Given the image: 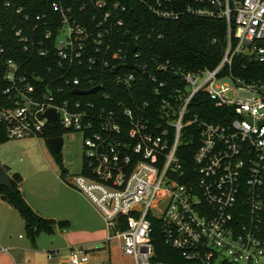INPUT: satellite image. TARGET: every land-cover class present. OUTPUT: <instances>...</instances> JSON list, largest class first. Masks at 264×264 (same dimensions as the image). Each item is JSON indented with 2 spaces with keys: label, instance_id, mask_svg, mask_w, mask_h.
<instances>
[{
  "label": "built area",
  "instance_id": "obj_1",
  "mask_svg": "<svg viewBox=\"0 0 264 264\" xmlns=\"http://www.w3.org/2000/svg\"><path fill=\"white\" fill-rule=\"evenodd\" d=\"M32 1L0 0V35L5 25L10 31L9 44L0 45L6 137H39L48 108L56 110V127L80 131L81 169L64 180L102 217L105 242L116 240L133 264H172L153 260L154 220L164 243L190 264H264V79L242 75L250 63L264 64V0L187 5L194 15L225 19L221 59L188 70L157 55L151 72L137 63L138 46V70L122 67L126 43L117 44L114 33L125 6L118 1L53 0L54 19L34 13ZM142 3L159 18L178 17L164 0ZM142 77L153 102L124 104L120 112L97 104L98 95L109 99L107 83L131 91ZM198 95L225 110L224 121L189 116ZM195 140L189 156L180 146ZM58 256V249L47 252ZM85 260L81 248L68 247L66 264Z\"/></svg>",
  "mask_w": 264,
  "mask_h": 264
},
{
  "label": "trees",
  "instance_id": "obj_2",
  "mask_svg": "<svg viewBox=\"0 0 264 264\" xmlns=\"http://www.w3.org/2000/svg\"><path fill=\"white\" fill-rule=\"evenodd\" d=\"M52 1L33 0L34 13H44L51 17V19H54L55 14L50 8ZM105 1L107 4L118 1L121 5L125 6V11L119 12V16L123 19V26L118 27L114 33L115 40L117 44H122L123 34L129 32L132 38L135 39L140 53L137 63L141 68V65L146 63L147 67L145 70L149 72L155 69L152 58L157 55L163 61L169 60L171 66H181L185 69L193 70L204 66L214 67L225 51L227 45V25L225 19L221 17H202L187 12L185 9L187 5H197L195 0H170V2L164 0L168 8L178 12L177 18H159L155 16L149 11L147 5L142 3V0ZM89 13H84L81 17L83 22L90 20L91 13ZM7 26L5 25V31L0 35V45L7 46L9 44L7 37L10 35V31L6 30ZM231 41L233 45L236 42L233 36ZM235 59V63L240 61L238 56ZM233 68L236 71V65ZM247 70L242 71L244 72L242 75L250 78L264 79V64L250 63L247 66ZM249 71L253 74H247ZM107 73H110V71L107 70ZM152 87V84L144 77H142L139 84H135L131 91L114 88L110 83H107L103 88L109 94V99L101 100L99 95L97 98L94 97V99L96 98L99 106L105 105L120 112L124 104L131 106L135 103L141 104L145 99L153 102L156 95ZM118 102L121 103L120 107L116 106ZM222 111L225 113V110L214 107L206 97L198 95L191 104L189 116L196 114L199 117L208 119V121H224L220 114ZM68 131L70 130H63L59 126L52 129L46 125L44 132L38 137L44 140L52 156L59 164L61 163L60 150L59 152H54L49 146V140L52 137L62 136ZM6 139L7 137L3 129L0 128V142ZM196 144V140L192 144H185L184 141V144L180 147L185 149L187 155L190 156L196 148ZM9 178L11 189L0 186V198L6 200L17 210L29 234L35 236L40 231L49 234L56 223L61 227L67 226V221L55 222L53 219L43 218L34 212L25 201L23 193L20 190V178L18 175L14 174ZM151 237L155 253L154 261H168L172 264H190L189 261L180 257L175 250L164 243L156 220L153 221Z\"/></svg>",
  "mask_w": 264,
  "mask_h": 264
},
{
  "label": "crops",
  "instance_id": "obj_3",
  "mask_svg": "<svg viewBox=\"0 0 264 264\" xmlns=\"http://www.w3.org/2000/svg\"><path fill=\"white\" fill-rule=\"evenodd\" d=\"M54 174L56 194L47 197L40 193L41 189L31 192L23 189L22 193L38 215L55 222L67 221V226L61 227L56 223L51 234L40 231L33 236L17 210L0 198V264H66L68 247L95 245L94 248H99L101 244L105 245L104 221L97 210L82 193L65 183L57 172ZM72 221H77L79 225L76 226L77 232L68 228ZM54 247L59 250V256L49 259L47 252Z\"/></svg>",
  "mask_w": 264,
  "mask_h": 264
},
{
  "label": "rangeland",
  "instance_id": "obj_4",
  "mask_svg": "<svg viewBox=\"0 0 264 264\" xmlns=\"http://www.w3.org/2000/svg\"><path fill=\"white\" fill-rule=\"evenodd\" d=\"M62 138L60 164L56 162L42 138L25 137L7 138L0 142V166L6 170L9 177L18 175L22 192L23 189L30 192L41 189V194L52 196L56 194L53 186L56 183L54 172L66 183L64 177L79 173L82 162V133L77 130L68 131ZM76 226H79L77 221H72L68 228L77 232ZM104 229L103 236L106 238L105 224ZM94 246L81 248L86 264H133L128 256L122 254L116 240L111 241L109 245L101 244L99 248Z\"/></svg>",
  "mask_w": 264,
  "mask_h": 264
},
{
  "label": "water",
  "instance_id": "obj_5",
  "mask_svg": "<svg viewBox=\"0 0 264 264\" xmlns=\"http://www.w3.org/2000/svg\"><path fill=\"white\" fill-rule=\"evenodd\" d=\"M123 41L126 43V49H125L124 63L122 64V67L138 70V66L135 63L134 56H133L134 52L137 49V45L129 32H125L123 34ZM144 75H146V73H144ZM98 89H99V86H95L86 91L75 89L73 90V93L76 95H85L89 93H94ZM43 116L47 119V122L50 128L52 129L56 128L55 108H48L44 112ZM62 143H63L62 136L52 137L49 140V146L54 152H59L62 146ZM0 186L5 187L7 189H11V182H10L9 175L7 174L6 170L2 166H0Z\"/></svg>",
  "mask_w": 264,
  "mask_h": 264
}]
</instances>
